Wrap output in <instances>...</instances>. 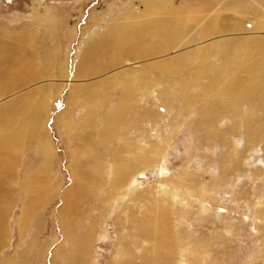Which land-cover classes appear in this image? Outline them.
Returning <instances> with one entry per match:
<instances>
[{"label": "rangeland", "instance_id": "374dc122", "mask_svg": "<svg viewBox=\"0 0 264 264\" xmlns=\"http://www.w3.org/2000/svg\"><path fill=\"white\" fill-rule=\"evenodd\" d=\"M148 14L179 35L135 53L113 38ZM263 16L264 0H0L15 142L0 148V264H264ZM213 18L232 32L209 35ZM239 66L261 78L238 107L215 93L248 78Z\"/></svg>", "mask_w": 264, "mask_h": 264}, {"label": "bare ground", "instance_id": "6f19581e", "mask_svg": "<svg viewBox=\"0 0 264 264\" xmlns=\"http://www.w3.org/2000/svg\"><path fill=\"white\" fill-rule=\"evenodd\" d=\"M150 8V7H149ZM239 8V7H238ZM183 9V8H182ZM136 11V10H135ZM252 11V7L251 6H249V5H247L246 7H244L243 9H242V13H249V12H251ZM240 12V11H239ZM260 12V11H259ZM131 13V12H130ZM174 13V14H173ZM180 13H182L181 11H180ZM241 13V12H240ZM167 14V13H166ZM172 14L173 15H177V13L176 12H172ZM129 16H130V14H129ZM182 16V15H181ZM151 17V15H149L148 14V17H146L145 19H143V20H141V21H144V22H141V23H138V24H133V25H131L130 27H129V32H131V34H129V32H127V28L126 29H122V30H119V32H121V34L122 35H114L113 33H112V35H114L113 36V38L114 37H116V38H118L119 40H120V43L122 44V42H129V44H130V46H129V48L131 49V52H133V53H135V52H139V49H140V46H141V44H137V40H139V38L142 36V38L144 39V38H146V37H151V39H152V41H154V42H159V43H161V45H165L166 43L168 44V42L163 38V34H162V32H164V33H168L169 31H172L173 33L171 34V38L172 37H175V36H178L179 35V31L176 29V28H172V27H170L169 28V26H168V22H167V19H164V18H162L161 17V19H163V20H153V18H150ZM179 18H181L180 16H179ZM179 18H178V20H179ZM128 19H129V17H128ZM263 19H264V16H263ZM176 20H177V18H176ZM182 19H180V21H178V23L179 22H182L181 21ZM134 22H138V21H134ZM255 25H256V27L257 28H263L264 27V23L263 24H261L258 20L257 21H254L253 22ZM253 23H252V25H248V24H246V26L247 27H249V28H253ZM223 22H221V20L219 19V18H213V19H211V22H210V24L208 25L209 27H207L206 28V30H207V32L209 33V35H214V33L212 32V31H210V29L211 28H213V30L215 29V32L216 33H218V35L219 36H221V35H228V33L230 34V32L229 31H231V29L230 30H227V31H225L224 30V27H223ZM187 26V25H186ZM255 27V26H254ZM261 30V29H260ZM262 30H264V28L262 29ZM218 31V32H217ZM233 31H234V33H237V34H240V33H242V32H244V26H243V24L241 23V19H239L236 23H235V25H234V28H233ZM232 32V31H231ZM224 33H226V34H224ZM129 36H128V35ZM236 34V35H237ZM111 35V36H112ZM234 35V34H233ZM224 36V37H225ZM223 37V38H224ZM235 39H236V37H234ZM251 39V38H250ZM164 40L166 41V43H164ZM219 40H222V39H220L219 38ZM245 41V40H244ZM243 41V42H244ZM257 41V40H256ZM238 42H240V41H238ZM242 42V41H241ZM120 44V45H121ZM120 45H118V46H120ZM225 45H227V44H225ZM133 46H135V47H133ZM162 46V47H163ZM161 47V48H162ZM207 47H209L208 45H207ZM211 47V46H210ZM221 47V46H220ZM236 47V46H235ZM234 47V48H235ZM245 47V46H244ZM125 49V51H124V53H123V49ZM116 47L115 48V51H112V54H111V56H113V57H118L119 59H113V63L112 64H117V63H119V61H120V59L123 57V56H125L124 54H125V52L127 51H129V49H127V47ZM237 48H240V47H237ZM122 49V50H121ZM203 49V48H202ZM221 49V48H220ZM223 49V48H222ZM232 49V48H231ZM208 50H209V48H206V50H204V56H205V54H208ZM228 50V49H227ZM230 50V49H229ZM225 51V50H224ZM210 52V51H209ZM240 52V51H239ZM230 54L228 55V56H226V59L228 60V61H230V62H233V59H235V55L237 54H233V53H231V52H229ZM208 56V55H207ZM263 56V55H262ZM209 57V56H208ZM249 59V58H248ZM237 65V64H236ZM239 65V64H238ZM87 66V65H86ZM239 67H241V69L244 71V72H246V74L248 75L247 77V79H244V78H241L240 76H239V74H238V72L236 73V76L230 81V82H222V81H219V82H217V85H216V87H219L218 88V91L215 93V96L216 97H221V98H224V99H226L228 102H229V100L231 101V103L233 104V105H236L237 104V106H238V102L239 101H243V100H246V98H251L250 100H252V99H254V88H255V85L257 84L256 83V78H258L259 77V79L261 78L259 75H257V74H254V73H252L251 72V70H252V68L250 67V66H246V67H243V66H239ZM263 68V67H262ZM23 69V68H22ZM246 69V70H245ZM18 70V69H17ZM170 70H173V68H171ZM234 71V70H233ZM240 71V70H239ZM14 73V72H13ZM249 73V74H248ZM230 74V73H229ZM233 74V73H232ZM21 75V74H20ZM227 75V74H226ZM233 76V75H232ZM251 76H253L252 78H253V82L251 81V79H250V77ZM15 77V76H14ZM21 78V77H20ZM222 78H225L224 76L222 77ZM262 78H263V76H262ZM227 79V78H226ZM221 80V79H220ZM132 85V84H131ZM214 87V86H213ZM128 89V87L126 88V90ZM124 90H125V87H124ZM129 91H131V90H127L126 92H129ZM131 93V92H130ZM123 96V95H122ZM129 96V95H128ZM127 97V96H126ZM259 97V96H258ZM231 98V99H230ZM96 99V98H95ZM259 99V98H258ZM124 102V101H123ZM203 104V103H202ZM239 107V106H238ZM253 108V107H252ZM251 108V109H252ZM38 109V108H37ZM36 109V110H37ZM32 110V108H28V106H26V104H24V107H23V111L24 112H26V114L27 113H29V115L30 116H32V117H34V115L35 114H38L37 113V111H35V110H33V112L31 111ZM35 112V113H34ZM116 115V114H115ZM4 116V117H3ZM10 116V114H8V116H7V118L5 117V111L4 110H0V148L2 149V150H5L6 152H8V151H10L11 149H12V144H14L15 142H14V138L13 137H6V135H4L3 133V130L4 129H6L7 127H9L10 126V124L12 123V122H14V120H13V118H11V117H9ZM12 116V115H11ZM36 116V115H35ZM11 118V119H10ZM14 118H15V116H14ZM114 118V117H113ZM116 118V117H115ZM7 119H10L9 120V122H7ZM120 119V118H119ZM118 120V118L116 119V121ZM36 121V120H35ZM37 122V121H36ZM2 123H4V125L2 124ZM6 124L8 125V126H6ZM35 124V123H34ZM104 124V123H103ZM106 125V124H105ZM117 126L118 125H116V126H113V127H115L114 128V130L117 128ZM103 127H105V126H103ZM113 127H112V129H113ZM105 128H107V127H105ZM102 129H104V128H102ZM111 129V126H109V128H108V130H110ZM106 130V129H105ZM114 130H111V131H114ZM109 133H110V131H108ZM107 132V133H108ZM100 133V132H99ZM113 133V132H112ZM106 134V133H105ZM257 135V134H256ZM102 140V139H101ZM47 142V141H46ZM45 142V143H46ZM44 143V144H45ZM49 144V143H48ZM48 147H46V149H47ZM48 150H49V148H48ZM47 150V151H48ZM1 152V151H0ZM48 154H50V151H48ZM89 154V153H88ZM90 155V154H89ZM91 156H93V155H91ZM95 156V155H94ZM96 157H97V155H96ZM51 158H53V157H51ZM114 168V167H113ZM112 170H114V169H112ZM167 170V169H166ZM113 173V172H112ZM129 173V172H128ZM133 173V172H132ZM133 175V174H132ZM134 175H135V172H134ZM126 177V176H125ZM120 179V180H119ZM119 179H117V180H119V182H120V184L118 185V186H122L123 187V185H127V184H132L133 183V181H132V179L130 180L129 179V181H128V177H126L125 179H124V175H122L121 176V178L119 177ZM116 185V184H115ZM116 185V186H117ZM121 188V187H120ZM112 190V189H111ZM114 191H116V190H114ZM118 191V190H117ZM122 193V192H121ZM176 196V195H175ZM124 197V196H123ZM121 198V197H120ZM3 199V198H2ZM115 201V200H114ZM124 201V200H123ZM115 202H118V201H115ZM160 205H162V203L161 202H157L156 203V206L154 207V209H155V211H154V213H153V215H154V218H155V223H157V225H159V226H163V228H157V231L160 233V234H162V235H164V236H167V231H168V228H169V220H168V213H167V211L169 212V209L168 208H164V207H162V206H160ZM119 207H121V206H119ZM171 211V210H170ZM260 213V212H259ZM166 217V218H165ZM170 217V216H169ZM261 218V217H260ZM158 233V234H159ZM94 234V233H93ZM158 234H156V235H158ZM162 235H160V236H162ZM160 236H158V238L160 237ZM160 238H162V237H160ZM134 239V238H133ZM137 239V238H136ZM167 241V240H166ZM138 242V241H137ZM164 242V241H163ZM162 245V244H161ZM165 245V244H164ZM159 247H160V244H159ZM166 250H167V248H165ZM161 250V249H160ZM171 250V249H170ZM162 251V250H161ZM164 251V250H163ZM168 254V253H167ZM161 255V254H160ZM167 256H169V257H171L172 258V256H173V254L172 253H169ZM156 257H157V255H156ZM164 257V256H163ZM162 257V258H163ZM165 257H166V255H165ZM162 258H160L161 260H162ZM156 260V259H155ZM131 264H133V263H131Z\"/></svg>", "mask_w": 264, "mask_h": 264}]
</instances>
